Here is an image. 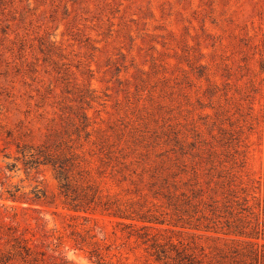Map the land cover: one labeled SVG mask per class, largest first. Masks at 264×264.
Segmentation results:
<instances>
[{
  "label": "rangeland",
  "instance_id": "rangeland-1",
  "mask_svg": "<svg viewBox=\"0 0 264 264\" xmlns=\"http://www.w3.org/2000/svg\"><path fill=\"white\" fill-rule=\"evenodd\" d=\"M177 142L187 161L200 154V179L210 151L231 169L258 224V237L243 239L262 248L264 0H0V219L5 205H26L5 189H40V212H27L47 221L51 235L37 239L46 264L173 263L156 261L119 219L68 210L51 167L26 169L18 149L59 143L94 169L103 147L123 148L136 168L171 157ZM101 186L119 190L109 177ZM144 200L141 209L165 219L149 236L191 240L194 230L168 224L176 220L162 198ZM73 228L95 235L101 259L73 245ZM195 242L206 253L216 244Z\"/></svg>",
  "mask_w": 264,
  "mask_h": 264
},
{
  "label": "trees",
  "instance_id": "trees-1",
  "mask_svg": "<svg viewBox=\"0 0 264 264\" xmlns=\"http://www.w3.org/2000/svg\"><path fill=\"white\" fill-rule=\"evenodd\" d=\"M176 144L177 149L170 148L174 153L171 157L148 166L137 160L136 168L132 166L134 162L126 160L127 153L123 148L117 149L116 154L110 146L103 147V155L94 169L85 167L84 159L78 153L64 150L59 143L53 146L43 144L35 153L18 150L26 169L41 164L51 167L63 204L68 210L74 213H99L119 219L117 222L127 228L126 236L139 239L156 261L173 264H264V244L259 249L256 242L243 239L257 238L259 230L258 224L250 218L253 206L248 204L243 187H238L234 173L229 167L222 166L221 162H216L212 157L214 151H210L204 160L209 164L204 172L206 179H200L196 166L200 154L197 151L189 153L192 160L197 157V162L191 163L184 157L187 151L183 145ZM190 148L193 149L194 145H190ZM12 165L7 164V169L11 170ZM137 166H140V170H137ZM105 177L119 186V190L113 193L105 191L101 186ZM19 190L18 187L4 190V199L25 202L26 205L4 206L6 213L0 219V240L8 248L6 252L0 251V264H7L12 259H20L24 264H46L45 253L37 248V239L45 240L51 235L46 228L47 221L42 216L27 212H40L34 205L44 193L33 188V195L28 197ZM129 194H133V197H128ZM147 195L162 198L172 209L171 215L176 221H169L168 224L181 228L178 232L194 230L190 232L191 240L161 241L153 235L149 236L145 230L150 227L149 224H162L165 219L149 213V209H141ZM262 210L264 214V198ZM137 222L142 224L137 226ZM88 231L83 229V233ZM69 235L73 245L88 246L90 256L101 259L97 240H91L94 234L86 237L73 228ZM198 235H204L216 243L209 253L195 242ZM260 235L264 239V221ZM221 240L223 243L218 244ZM61 253L58 252L59 255Z\"/></svg>",
  "mask_w": 264,
  "mask_h": 264
}]
</instances>
